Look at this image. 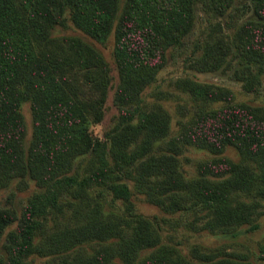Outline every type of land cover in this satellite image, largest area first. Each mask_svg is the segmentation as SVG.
Listing matches in <instances>:
<instances>
[{"label": "trees", "instance_id": "1", "mask_svg": "<svg viewBox=\"0 0 264 264\" xmlns=\"http://www.w3.org/2000/svg\"><path fill=\"white\" fill-rule=\"evenodd\" d=\"M198 1L206 13L224 18L204 38L197 68L217 69L235 58L236 78L256 90L264 67V0H250L255 17L240 22L235 0H0V189L12 181L37 186L20 212L0 207L5 264H30L35 256L50 259L47 264H254L219 247L192 245L187 256L162 242V219L137 212L122 179L160 208L204 218L210 232L237 236L258 227L264 102L238 100L232 89L212 82L179 79L193 103L168 138L166 108L143 107L144 87L165 65L167 50L192 30ZM69 23L99 43L113 39L118 115L105 137L88 126L103 117L110 64L83 35L57 34ZM24 101L32 115L29 138ZM185 145L212 153L230 146L238 158L200 159L196 176L188 177L178 158ZM80 156L82 170H74ZM105 192L110 201L122 198L124 209L112 208ZM258 258L264 259V244Z\"/></svg>", "mask_w": 264, "mask_h": 264}, {"label": "rangeland", "instance_id": "2", "mask_svg": "<svg viewBox=\"0 0 264 264\" xmlns=\"http://www.w3.org/2000/svg\"><path fill=\"white\" fill-rule=\"evenodd\" d=\"M234 4L237 6L235 11L239 17L238 22L255 17L250 0H235ZM195 13L196 19L192 30L184 36L180 44L174 45L167 50L165 65L158 71L156 79L144 87L141 94L144 108H151L160 103L168 111L170 125L165 138L172 137L176 133L177 120L190 113V104L193 103L189 94L182 90L179 79L191 78L212 82L232 89L235 98L238 100H245L255 104L264 102V67L257 74L259 80L256 83V90H246L242 86L241 80L236 78L235 69L239 67L240 63L235 58L225 61L217 69L202 70L197 68L198 60L203 51L204 38L213 30L218 20L223 23L224 17L206 13L199 1L195 4ZM223 28L226 31H233L232 28ZM56 32L57 34L78 33L83 35L71 23L66 26H58ZM84 37L95 43L110 64L112 80L104 104L103 117L99 122H90L88 126L89 131L93 135L105 137L106 132L116 122L118 115V109L113 103V93L118 81L117 69L112 55L113 39L110 36L104 43H99L88 36ZM21 111L27 126L26 137L29 138L32 115L28 101H24L21 104ZM216 155H225L233 159L238 158L237 151L230 146L220 153H212L205 149L185 145L182 152L178 155L180 171L188 177L196 176V162ZM84 160V157H77L73 169L82 170ZM122 179L129 184L131 191L129 202L131 206L147 217L162 219L160 228L162 242L174 243L187 256L190 255L192 245H197L202 250L218 249L217 247H219L227 251L231 250L246 255L254 264H264V259L258 258V249L261 244H264V199L262 200L263 204L258 206L255 212V221L258 222V227L242 232L237 236H228L210 232L205 227H202L204 218H197L196 220L194 213H181L180 210L170 212L160 208L148 201L145 197V191L136 188L132 180L124 176ZM36 189L37 186L33 180H29L23 187H19L16 181H12L8 187L0 189V207H13L17 212H20L27 198ZM104 194L106 195L105 201L113 204L112 208H117L121 211L124 209L125 201L122 198L113 202L110 201L112 199L110 193L105 192ZM66 211L69 210L67 209ZM46 218L48 223L52 224V214L49 213ZM246 225L243 224L242 227ZM147 250H142L141 254L146 253ZM4 256V249L0 247V264H5ZM47 262L51 263L50 259L35 256L31 259L30 264H47Z\"/></svg>", "mask_w": 264, "mask_h": 264}]
</instances>
